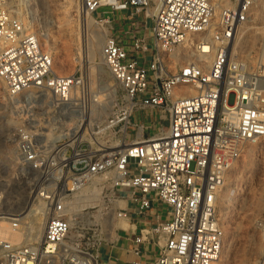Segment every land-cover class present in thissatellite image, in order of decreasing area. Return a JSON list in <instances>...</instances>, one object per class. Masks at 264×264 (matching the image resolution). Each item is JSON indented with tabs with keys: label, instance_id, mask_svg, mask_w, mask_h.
<instances>
[{
	"label": "built area",
	"instance_id": "obj_1",
	"mask_svg": "<svg viewBox=\"0 0 264 264\" xmlns=\"http://www.w3.org/2000/svg\"><path fill=\"white\" fill-rule=\"evenodd\" d=\"M17 2L30 7L32 0ZM256 3L80 0L94 21L107 24L114 14H125L149 37L132 28L103 40L100 55L118 89L106 142L94 146L64 137L44 153L30 132L15 131L21 178L34 175L27 182L34 207L7 212L0 194V223L6 224L0 264H100L102 248L120 233L129 243L128 264L219 261V197L246 145L264 140V28L255 51L243 40L255 24ZM146 53L144 63L139 55ZM84 78L81 70L58 75L32 27L0 4L5 98L45 97L56 123L67 117L75 123L83 114ZM148 111L157 112L166 128L145 138L140 115ZM101 193L106 209L127 225H115L114 239L106 220L94 227L98 217L88 213ZM154 206L167 214L152 222ZM76 211H87L80 226L72 218Z\"/></svg>",
	"mask_w": 264,
	"mask_h": 264
},
{
	"label": "rangeland",
	"instance_id": "obj_2",
	"mask_svg": "<svg viewBox=\"0 0 264 264\" xmlns=\"http://www.w3.org/2000/svg\"><path fill=\"white\" fill-rule=\"evenodd\" d=\"M0 4L7 6L34 29L42 49L51 55L53 70L58 75L67 76L77 70L82 71L85 77L84 101L79 104V109L87 108L85 121L78 119L75 125H71L67 117L56 123L43 101L45 97L35 101L33 93H26L18 99H7L0 82V194L4 210L12 213L28 206L34 207L31 203L33 197H30L33 188L27 183L34 175L26 173L21 178L14 144L15 131L22 129L30 132L39 150L44 153H48L59 138L66 137L68 142H74L69 134L75 133L80 123L83 127L77 141L94 146L106 142V119L118 89L100 55L103 40L122 28L129 31L134 28L137 32H144L146 37L149 33L148 30L136 29L141 23H136L125 14H114L107 24L94 21L82 11L80 0H32L30 7L19 6L17 0H0ZM254 13L253 29L244 34L243 40L248 48L255 51L264 28V0H257ZM146 27L148 29L149 25ZM73 94L77 99V94ZM144 115V120L156 116L150 128L145 125V138L155 133L157 127L166 126L157 112L148 111ZM45 133L50 135L46 137ZM133 133L129 130L130 135ZM47 139L53 140L51 147ZM104 197L101 193L95 199L102 204L100 209L88 212L98 217L93 226L98 228L101 218L106 220V225L127 228L116 218L115 211L106 209ZM77 213L72 218L80 226V222H86L87 211ZM162 213L164 216L167 214L165 209ZM217 213L224 242L216 264H264V140L246 145L227 177L218 200ZM106 228L108 236L114 239L115 232L109 231L108 226Z\"/></svg>",
	"mask_w": 264,
	"mask_h": 264
},
{
	"label": "crops",
	"instance_id": "obj_3",
	"mask_svg": "<svg viewBox=\"0 0 264 264\" xmlns=\"http://www.w3.org/2000/svg\"><path fill=\"white\" fill-rule=\"evenodd\" d=\"M126 32L127 30H124V28H122L121 31H116L115 35H121V33ZM137 35L142 34V32L138 31L136 32ZM140 59L142 62L146 63L149 61L150 59V54L146 53V54H141L139 55ZM145 115H140V119H142L145 122V125H147L146 127L150 128V124L155 122L156 116L153 115L152 117H148V119L144 120ZM154 117V118H153ZM163 129L166 128V126H162ZM158 130V127L156 129V131ZM155 131V132H156ZM126 207L128 208L129 205L128 203H126ZM159 214L161 216L162 210L160 207L154 206L149 212H148V216L151 219V221H154V216ZM138 228V227H136ZM129 243L126 242L124 235L122 233L118 234L116 241L113 245H107L104 246L101 250V258H100V264H128L129 261L131 260L130 255H128L126 253V248L128 247Z\"/></svg>",
	"mask_w": 264,
	"mask_h": 264
},
{
	"label": "bare ground",
	"instance_id": "obj_4",
	"mask_svg": "<svg viewBox=\"0 0 264 264\" xmlns=\"http://www.w3.org/2000/svg\"><path fill=\"white\" fill-rule=\"evenodd\" d=\"M262 16V15H261ZM260 16V17H261ZM255 29V28H254ZM33 33H35V31H34V29H33ZM36 34V33H35ZM72 96H74V94H72ZM81 110L83 111V114H82V116H81V120L82 121H85L86 120V117H87V108L86 107H81ZM92 113V112H91ZM71 122V121H70ZM74 123H72L71 122V125H73ZM66 125H68L69 126V124H66ZM70 125V126H71ZM75 125V124H74ZM82 127H83V123L81 124H78V128L76 127L75 129H77L76 131H75V133H71V134H69V133H67V134H69V136H71L72 137V140H78L79 139V136H80V133H81V130H82ZM46 134V133H45ZM50 134H46L45 136L46 137H48ZM55 139L56 138H54L53 140L55 141ZM52 146V144H50V147ZM79 195L80 194H78L77 196L79 197ZM102 204L101 203H99V201L98 200H94L93 202H92V204L90 205V208L91 209H100V206H101ZM33 208H30L29 206L25 209V211L27 212L28 210H32ZM78 211H76L73 215L75 216L76 214H78L77 213ZM4 225H6V224H4V223H0V236L3 234V227H4ZM115 227V225H111V228H109V230H111L112 231V229ZM40 229L38 228L36 231H35V236H37V235H40Z\"/></svg>",
	"mask_w": 264,
	"mask_h": 264
}]
</instances>
